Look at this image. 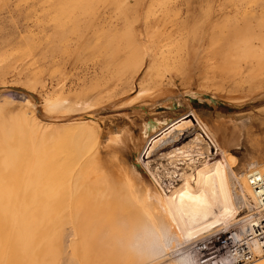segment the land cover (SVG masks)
I'll return each instance as SVG.
<instances>
[{
	"label": "rangeland",
	"instance_id": "rangeland-1",
	"mask_svg": "<svg viewBox=\"0 0 264 264\" xmlns=\"http://www.w3.org/2000/svg\"><path fill=\"white\" fill-rule=\"evenodd\" d=\"M258 83H264V0H0V264H119L97 252L72 256L71 186L86 179L97 217L120 219L127 210L110 187L121 181V169L141 163L122 149L116 158L108 145L127 129L138 137L144 121L161 128L150 131L141 158L151 171L160 169L158 180L168 190L183 178L166 161L198 157L192 164L199 166L217 159L203 120L241 128V147L231 152L240 173L249 156L264 163V100L235 106L213 95L217 86L233 93ZM157 86L173 90L157 109L118 106L124 95ZM196 90L206 93L208 103L194 96ZM30 94L36 106L27 104ZM48 98L93 106L72 115L82 117L78 123L101 124V159L95 162L103 167L92 164L91 141L84 136L80 160L66 165L75 148L73 132L44 131L29 121L26 116H48L43 110ZM169 102L173 106H164ZM138 143L137 138L134 146ZM176 163L178 171H192ZM89 169H95L94 181ZM53 195L56 208L48 218ZM245 215L242 209L238 220ZM21 237L29 242L22 245ZM231 237L226 231L186 243L155 264H170L186 253L197 264H216L236 249ZM257 260L243 253L236 264H264Z\"/></svg>",
	"mask_w": 264,
	"mask_h": 264
},
{
	"label": "bare ground",
	"instance_id": "bare-ground-1",
	"mask_svg": "<svg viewBox=\"0 0 264 264\" xmlns=\"http://www.w3.org/2000/svg\"><path fill=\"white\" fill-rule=\"evenodd\" d=\"M157 87L153 89L142 87L143 89L139 92L126 94L120 98L118 106L119 104L122 107L128 106L138 112L140 109L145 110L147 105L146 107L144 105L148 104V108L155 110L157 109L156 105L164 97L168 98L173 93V90ZM191 87L193 86L191 85ZM215 90L213 95L216 100L225 99L224 101L228 104L235 106H242L250 101L264 100V83H258L246 92L225 93L222 87L218 86ZM196 92L197 90L194 96L197 99L208 103L205 92L199 91L197 94ZM30 96V99L26 100L27 104L36 106L33 100L34 96L32 94ZM165 105L173 106V103L169 102ZM107 106L109 105L107 104ZM90 109H93V106L82 101L71 102L68 99L48 98L45 99L43 106V110L48 113V116L42 113L38 118L26 117L30 118L29 121L37 129L43 128L45 131L50 128L56 130L66 128L67 131L73 132L75 148L68 154L66 165L69 166L72 161L80 160L83 155L80 149V140L84 136L91 141L90 153L94 157L92 164L103 167L101 166L103 164L95 162L101 154V124L97 121L78 123L82 117L75 118L72 115L86 113ZM192 114L194 115V112ZM63 122L72 123L59 124ZM157 123L156 121L152 123L144 121L139 126L138 137L131 129H127L119 137H113L110 144L108 143V146L112 148L111 151L116 153V158L122 149L141 163L140 168L134 164L128 165L127 169H121L120 166L122 179L118 184L110 187V191L117 195L118 206L127 210L124 215L120 216V219L110 221L97 217V210L92 208V186L86 184V179L83 180L82 185H78L77 181L75 184L72 183L73 202L70 206L69 216L73 236L69 245L72 256L77 259L80 256L90 258L97 252L98 258L117 261L119 264H155L168 253L176 252L177 248L179 249L186 243L194 244L202 238L209 239L214 234L229 231L232 233L230 240L233 241L236 249L230 250L225 257L217 260L216 264H236L243 253L258 256L257 262L263 261L264 203H259L255 190L248 181V174L256 171L261 177H264V163H259L249 156L247 157L246 172L243 173H240V170L232 165L233 155L231 152L233 149L241 147V128L236 124L228 126L226 122L222 121L210 125L209 121L203 120L202 127L215 142V146L218 148V157L214 161L202 163L199 166L192 164L193 160H198V157L166 161L165 163L175 166V171L181 172L183 178L181 184L177 185L178 187L168 190L160 183L161 180H158V176H163L160 169L151 171L147 167L148 164L146 165L141 158L142 151L149 143L150 131L161 128ZM137 138L139 143L134 146ZM177 161L183 163L180 168L188 164L192 167V171L185 168L178 171ZM96 175L95 169L88 170L87 176L90 181H94ZM84 185L85 191L76 200L75 195L79 187ZM55 208L56 198L53 195L52 203L46 213L48 218ZM224 209L229 210L227 215H222ZM242 209H246V215L243 219L238 220ZM26 214V210L21 211L22 220ZM234 224L239 225L238 230H234ZM49 228L51 234L54 235L55 227L50 225ZM145 238L148 239L147 244L143 243ZM28 242L27 238L21 237L19 240L22 245ZM241 242L245 246L242 249L237 248ZM211 263L206 262V264ZM170 264L197 263L193 260L192 254L186 253Z\"/></svg>",
	"mask_w": 264,
	"mask_h": 264
},
{
	"label": "built area",
	"instance_id": "built-area-1",
	"mask_svg": "<svg viewBox=\"0 0 264 264\" xmlns=\"http://www.w3.org/2000/svg\"><path fill=\"white\" fill-rule=\"evenodd\" d=\"M255 176L261 177L259 175V173H257L256 171H253V172L248 174V181H249L251 187H253V189L255 190V193H256V196H257L259 203L263 204L264 203V196L261 195L260 190L264 189V181H257L255 184H253L252 180ZM263 230H264V228H263Z\"/></svg>",
	"mask_w": 264,
	"mask_h": 264
},
{
	"label": "snow or ice",
	"instance_id": "snow-or-ice-1",
	"mask_svg": "<svg viewBox=\"0 0 264 264\" xmlns=\"http://www.w3.org/2000/svg\"><path fill=\"white\" fill-rule=\"evenodd\" d=\"M204 139L206 140L207 136H205ZM257 181H264V177L255 176L253 178L252 182H253V184H255ZM260 191H261V195L264 196V189H261ZM228 212H229L228 209H224L222 215H227ZM233 228H234V230H238L239 225L238 224H234Z\"/></svg>",
	"mask_w": 264,
	"mask_h": 264
},
{
	"label": "clouds",
	"instance_id": "clouds-1",
	"mask_svg": "<svg viewBox=\"0 0 264 264\" xmlns=\"http://www.w3.org/2000/svg\"><path fill=\"white\" fill-rule=\"evenodd\" d=\"M143 243L147 244V243H148V239L145 238V239L143 240Z\"/></svg>",
	"mask_w": 264,
	"mask_h": 264
},
{
	"label": "water",
	"instance_id": "water-1",
	"mask_svg": "<svg viewBox=\"0 0 264 264\" xmlns=\"http://www.w3.org/2000/svg\"><path fill=\"white\" fill-rule=\"evenodd\" d=\"M189 117H192V118H194L192 115H189V116H187L186 118H189ZM186 118H183V119H186Z\"/></svg>",
	"mask_w": 264,
	"mask_h": 264
}]
</instances>
